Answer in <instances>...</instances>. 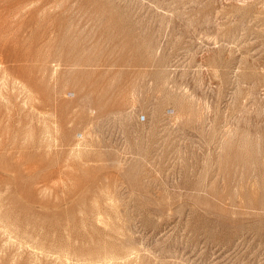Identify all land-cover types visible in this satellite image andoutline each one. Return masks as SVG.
<instances>
[{"label":"rangeland","instance_id":"1","mask_svg":"<svg viewBox=\"0 0 264 264\" xmlns=\"http://www.w3.org/2000/svg\"><path fill=\"white\" fill-rule=\"evenodd\" d=\"M0 264H264V0H0Z\"/></svg>","mask_w":264,"mask_h":264},{"label":"bare ground","instance_id":"2","mask_svg":"<svg viewBox=\"0 0 264 264\" xmlns=\"http://www.w3.org/2000/svg\"><path fill=\"white\" fill-rule=\"evenodd\" d=\"M104 255H105V254H104ZM103 257H104V256H103ZM106 257L108 258V256H106ZM111 258H112V257H111ZM112 260H113V259H112ZM106 261L108 262V260H105V262H106ZM110 261H111V260H110ZM113 261H114V260H113Z\"/></svg>","mask_w":264,"mask_h":264}]
</instances>
